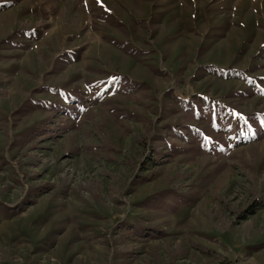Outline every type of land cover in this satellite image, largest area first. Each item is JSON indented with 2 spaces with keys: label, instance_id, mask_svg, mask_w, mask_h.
Returning <instances> with one entry per match:
<instances>
[{
  "label": "rangeland",
  "instance_id": "1",
  "mask_svg": "<svg viewBox=\"0 0 264 264\" xmlns=\"http://www.w3.org/2000/svg\"><path fill=\"white\" fill-rule=\"evenodd\" d=\"M0 264H264V0H0Z\"/></svg>",
  "mask_w": 264,
  "mask_h": 264
},
{
  "label": "trees",
  "instance_id": "2",
  "mask_svg": "<svg viewBox=\"0 0 264 264\" xmlns=\"http://www.w3.org/2000/svg\"><path fill=\"white\" fill-rule=\"evenodd\" d=\"M145 165H149L147 162H146V164ZM155 165V164H154ZM146 167V166H145ZM148 169V168H147Z\"/></svg>",
  "mask_w": 264,
  "mask_h": 264
}]
</instances>
